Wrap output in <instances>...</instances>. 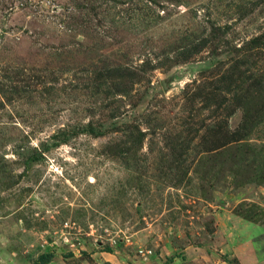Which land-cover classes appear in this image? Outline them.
I'll return each instance as SVG.
<instances>
[{"label":"rangeland","instance_id":"rangeland-1","mask_svg":"<svg viewBox=\"0 0 264 264\" xmlns=\"http://www.w3.org/2000/svg\"><path fill=\"white\" fill-rule=\"evenodd\" d=\"M0 264H264V0H0Z\"/></svg>","mask_w":264,"mask_h":264},{"label":"trees","instance_id":"trees-1","mask_svg":"<svg viewBox=\"0 0 264 264\" xmlns=\"http://www.w3.org/2000/svg\"><path fill=\"white\" fill-rule=\"evenodd\" d=\"M205 45H206V41L202 40V43L197 44L194 50L187 51L185 49L184 50L185 52L183 55H185L186 57H190L191 55L198 53L200 49L205 47ZM131 76H134V72L128 68H124L122 66L109 67L107 70V79L109 81L108 82L109 85L113 88L112 89L113 92H111V96L127 95V91H124L123 89L130 88V86H132V83H134L130 80ZM117 116L118 115H116V113L111 112L109 117L115 118ZM132 129H133V132H129L127 136V140L131 142L130 146L124 147V145L127 143L123 142V148L120 147L122 143L119 145L114 144L112 146L111 145L106 146L105 151L110 155H115L117 153L120 154V153H126V152H136V150L140 149L139 146L143 141L144 132L140 130L139 125L132 126ZM93 135H96V134L94 133ZM243 218L250 220L246 214H243ZM41 258H42V263H44L47 261L48 256L45 257V255H42Z\"/></svg>","mask_w":264,"mask_h":264},{"label":"built area","instance_id":"built-area-1","mask_svg":"<svg viewBox=\"0 0 264 264\" xmlns=\"http://www.w3.org/2000/svg\"><path fill=\"white\" fill-rule=\"evenodd\" d=\"M139 253L140 254H143L144 256H147V255L150 254V251H147V252L144 253L143 250H140Z\"/></svg>","mask_w":264,"mask_h":264}]
</instances>
